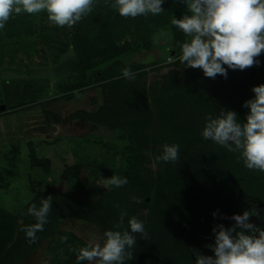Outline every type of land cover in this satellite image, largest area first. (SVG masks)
Returning <instances> with one entry per match:
<instances>
[{
    "label": "trees",
    "instance_id": "1",
    "mask_svg": "<svg viewBox=\"0 0 264 264\" xmlns=\"http://www.w3.org/2000/svg\"><path fill=\"white\" fill-rule=\"evenodd\" d=\"M172 1L165 0L164 11L158 15L125 18L110 6L114 0H95L92 12L73 26L69 48L63 43L61 47L71 53L65 63L79 74L66 90L103 86L106 97L97 111L83 110L74 118L122 132L120 137L129 146L124 160L129 169L122 174L128 183L120 188L39 194L18 215L0 206V264H26L45 240L50 243L54 264H77L72 251L75 247L68 246V238H61L59 226L63 219L83 221L104 231H130L128 221L143 205H148V213L138 219L145 224L147 239L133 234L137 240L132 249L135 258L126 264H195V250L214 255L206 247L214 242V236L205 231L213 212L226 206L244 212L264 205V172L247 169L238 152H230L201 135L206 117L215 118L222 109L237 112L240 122H246L249 109L243 104L254 97V86L264 84V71H254L253 67L244 71L228 69L227 79L218 75L213 80L201 69L181 70V45L189 38L171 23L176 18L170 11ZM33 21L39 22L46 43L50 33L60 28L54 23L48 25L47 11L40 17L22 13L9 19L5 34L15 36V43L23 38L22 29L33 31ZM164 30L174 33L176 43L171 52L173 58H178L177 68L164 73L161 88L152 93L137 80L129 84L122 75L124 68L130 67L139 79L147 75L148 67L128 65L123 60L155 47V33ZM5 48L11 51L13 45H0L1 51ZM259 58L263 61L264 54ZM0 89L7 94L6 100H0V116L13 105L25 107L45 97L19 81L12 87L11 81L3 80ZM173 144L180 146L178 162L158 160L163 146ZM31 153L32 166L37 163L48 169V160H36L33 150ZM107 158L111 159L109 155ZM67 176L66 172L64 178ZM49 196L52 209L48 223L44 231L37 232L38 240L30 244L22 227L35 224L36 219L27 210L33 204L39 208L42 199ZM122 212L127 213L123 227L116 229Z\"/></svg>",
    "mask_w": 264,
    "mask_h": 264
},
{
    "label": "rangeland",
    "instance_id": "2",
    "mask_svg": "<svg viewBox=\"0 0 264 264\" xmlns=\"http://www.w3.org/2000/svg\"><path fill=\"white\" fill-rule=\"evenodd\" d=\"M171 4L170 11L176 18L188 11L181 0H173ZM42 12L34 15L40 17ZM48 25L54 24L48 19ZM31 28L36 32L22 29L23 38L15 43H12L15 36L6 35L5 28L0 29L1 48L13 45L11 51L7 48L0 50V83L9 80L14 87L15 82L19 81L21 86L28 85L45 96L25 107L13 105L0 116V206L15 215L39 194L105 188L103 185L97 186L101 177L106 179L118 175L123 178L122 174L129 169V165L124 163L129 155V146L120 137L122 132L74 118L75 113L83 110L97 111L106 100L103 86L66 90L79 74L78 70L73 71L72 66L65 63L71 53L67 54V49L61 47L63 43L68 44L69 48L74 27L64 26L58 32L52 31L48 43L42 38L38 21H33ZM154 38L155 47L142 49L123 60L128 65L148 67L145 77L128 79V82L138 81L148 92L152 90L151 93L161 88V76L170 68H177L175 63L178 61L171 52L176 43L171 30L157 32ZM259 61V66L253 67V70L262 72L264 60L259 58ZM187 69L184 65L181 68L183 71ZM0 93L3 96H0V100H6L7 94L1 89ZM9 96L13 97L11 94ZM5 107L2 105L1 109ZM32 150L36 160H48V169L37 163L32 166ZM108 155L111 159L107 158ZM66 172L68 176L65 179ZM262 206L259 204L257 207L259 217L252 216L251 221L264 228ZM148 210V205H143L135 210V217L142 219ZM213 213L206 232H212L218 223L230 227L235 222L227 217L243 214L234 206L218 209L215 217ZM59 230L61 238H68V246L74 249L87 246L93 233L102 237L105 232L95 225L75 219H63ZM49 244L48 240L42 242L27 258L26 264H54Z\"/></svg>",
    "mask_w": 264,
    "mask_h": 264
},
{
    "label": "clouds",
    "instance_id": "3",
    "mask_svg": "<svg viewBox=\"0 0 264 264\" xmlns=\"http://www.w3.org/2000/svg\"><path fill=\"white\" fill-rule=\"evenodd\" d=\"M165 0H114L110 6L121 17L136 18L141 15H158L164 11ZM187 6L182 18H173L172 25L189 39L181 45L180 63L185 68L201 69L205 77L228 78V69L244 71L259 66V57L264 54V0H181ZM95 0H0V29L13 15L37 14L47 11L48 19L60 27H73L92 12ZM171 63V58L169 59ZM227 66V67H225ZM126 79H135L130 67L122 70ZM254 97L246 100L243 107L249 109L246 122H240L237 112L222 109L218 116L206 117L201 133L205 140L238 152L247 169L264 172V84L254 86ZM179 145H164V162L179 160ZM128 183L126 177L113 175L100 178L97 186L107 189L120 188ZM137 202H141L137 200ZM52 209V197L42 199L39 208L33 204L27 214L35 217L36 223L23 226L29 243L38 240L37 232L44 231ZM218 212V210H217ZM217 212L213 216H217ZM126 212L114 228L123 227ZM255 207L243 214L227 217L234 221L230 227L218 223L212 228L214 242L206 245L214 255L194 251L195 264H264V228L251 221L259 217ZM222 219L224 217H221ZM129 230H107L102 237L92 234L87 246L73 249L77 264H126L133 260L132 249L137 243L133 234L147 239L143 221L133 216L128 221Z\"/></svg>",
    "mask_w": 264,
    "mask_h": 264
}]
</instances>
